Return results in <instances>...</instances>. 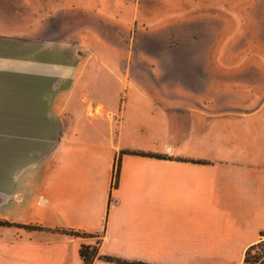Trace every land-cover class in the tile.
Returning a JSON list of instances; mask_svg holds the SVG:
<instances>
[{"label": "crops", "instance_id": "obj_1", "mask_svg": "<svg viewBox=\"0 0 264 264\" xmlns=\"http://www.w3.org/2000/svg\"><path fill=\"white\" fill-rule=\"evenodd\" d=\"M208 3L30 0L38 24L60 13L90 21H80L87 47L45 111L15 114L0 130V219L43 227L1 225L0 264H84L82 246L98 242L102 255L149 264H262L245 262L264 240L262 86L250 104L243 92L220 99L212 81L151 79L166 67L132 60L137 36L194 38ZM23 6L0 0V22L22 24Z\"/></svg>", "mask_w": 264, "mask_h": 264}, {"label": "rangeland", "instance_id": "obj_2", "mask_svg": "<svg viewBox=\"0 0 264 264\" xmlns=\"http://www.w3.org/2000/svg\"><path fill=\"white\" fill-rule=\"evenodd\" d=\"M207 1L208 8L197 10L199 24L194 38L180 40L175 32L161 42L137 36L133 63L166 67V72L150 74L151 79L212 81L216 98L227 97L226 92L230 97L243 92L242 97L250 104L255 87L262 86L264 93V0ZM29 4L30 0H24L22 24L0 22V130L9 127V119L15 114L23 119L21 116L26 114L43 113L48 103L44 98L60 87L62 69L76 64L87 47L78 37L80 28H84L80 21L89 22V17L79 19L77 14L60 13L50 23L38 24L40 18L35 17L36 11ZM108 43L92 41L90 47L106 49ZM110 43L128 46L130 41ZM146 75L132 74L140 80ZM46 147L44 139H40L39 157ZM263 251L264 248L257 249L253 254Z\"/></svg>", "mask_w": 264, "mask_h": 264}, {"label": "trees", "instance_id": "obj_3", "mask_svg": "<svg viewBox=\"0 0 264 264\" xmlns=\"http://www.w3.org/2000/svg\"><path fill=\"white\" fill-rule=\"evenodd\" d=\"M128 152L127 150L123 151L122 153H126ZM120 171H121V157L118 159L117 162V166H116V171H115V184H118V180L120 177ZM1 225H17V226H22L25 227L27 229H43L42 226L40 225H21V224H17L15 222H10L7 220H3L0 219V226ZM63 233H66L68 235L71 236H93V234H89L86 232H80V231H75V230H71V229H64L62 230ZM99 246H100V242H98V244L96 246L93 245H83L81 248V256L84 260V264H92L93 261L96 258H100L103 259L105 261H109V262H114V263H119V264H149V263H145V262H140V261H129V260H125V259H121L118 257H114V256H108V255H102L100 254L99 251ZM264 248V240L250 246L248 248V250L246 251L245 254V262L246 263H262L264 264V251L262 254H253L254 251H256L257 249H262Z\"/></svg>", "mask_w": 264, "mask_h": 264}]
</instances>
